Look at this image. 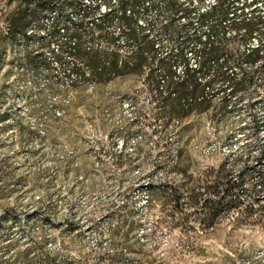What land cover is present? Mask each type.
Instances as JSON below:
<instances>
[{
  "label": "rangeland",
  "instance_id": "374dc122",
  "mask_svg": "<svg viewBox=\"0 0 264 264\" xmlns=\"http://www.w3.org/2000/svg\"><path fill=\"white\" fill-rule=\"evenodd\" d=\"M118 1L0 0V264H264V138L249 137L264 93L214 95L157 145L146 70L100 86L70 70L76 29L85 51L113 49L94 26L108 4L131 49ZM162 4L139 0V21L160 26Z\"/></svg>",
  "mask_w": 264,
  "mask_h": 264
},
{
  "label": "trees",
  "instance_id": "16d2710c",
  "mask_svg": "<svg viewBox=\"0 0 264 264\" xmlns=\"http://www.w3.org/2000/svg\"><path fill=\"white\" fill-rule=\"evenodd\" d=\"M203 2L162 0L166 20L157 27L139 21L135 11L139 0H119L118 21L125 25L121 33L128 49L131 47L125 57L115 48V37L104 27L114 10L109 4L94 26L99 36L113 46L111 51H85L82 30L72 34L75 40L69 50L74 61L70 70L85 77L83 65L88 67L95 85H102L110 74L146 70L144 88L152 111L144 118L146 126L162 129L157 145L163 142L164 129L171 121L183 122L192 113L208 109L214 95H222L220 108L225 109L230 103L236 107L245 96V103L252 106L256 101L253 99L264 93V0H213L207 7L198 8L197 4ZM20 24L13 21L12 34L26 33L24 26L15 30ZM56 26L54 23L53 28ZM255 76L261 81L254 82ZM252 124L249 137L262 140L264 119L255 117ZM260 152L264 158V147ZM175 200L179 201L178 197ZM203 202L206 204L205 199Z\"/></svg>",
  "mask_w": 264,
  "mask_h": 264
}]
</instances>
